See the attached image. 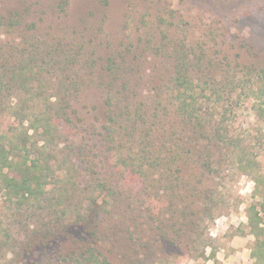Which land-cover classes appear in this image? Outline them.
<instances>
[{
	"label": "trees",
	"instance_id": "trees-1",
	"mask_svg": "<svg viewBox=\"0 0 264 264\" xmlns=\"http://www.w3.org/2000/svg\"><path fill=\"white\" fill-rule=\"evenodd\" d=\"M99 2L105 10L110 4L109 0ZM69 8L70 0H57L52 12L62 22ZM31 10L25 6L0 14V187L19 208L43 201L44 214H62L43 224L44 229L32 228L33 241L21 242V263L30 264L24 257L38 247L44 249L67 238L70 226L84 225L81 234L87 244L80 253L84 263L112 264L106 251L96 249L94 244L101 234L100 219L98 212H87L97 200H91L85 211L76 215L73 209L71 213L68 207L73 203L69 200L77 198L78 184L68 180L62 186L59 170L63 166L55 169L54 158L44 155L45 145L57 144L54 141L61 137L66 139L76 155V161L67 168L72 177L79 167L90 169L86 159L89 142L85 140L94 135L109 149L121 151L122 147L133 152L126 155L121 151L116 157L147 185L146 190H131L134 198L140 200L145 192L149 194L147 188L156 185L154 181L166 182L162 186L165 188L158 186V195L173 197L167 204L171 216L160 222L154 221V215L149 218L160 230L156 233L164 249L176 253H180L181 238L186 237L189 244L197 242L204 234L199 230L201 223H206V229L215 219L219 204L215 191L226 165L250 174L255 192L263 197L262 202H252L247 209L246 226L256 238L250 256L254 264H264V172L251 151L248 135L243 136L235 126L239 116L235 107L244 101L264 124V66L237 63L230 75L227 54L213 60L202 47L194 56V50L186 45L176 46L171 52L170 44L161 42L156 50L170 61H166L171 66L165 70L169 74L162 84L156 82L151 93L143 94L139 81L148 56L136 53L141 49L137 44L127 50L117 48L106 58L98 53L94 56L90 50L97 49L101 40L92 22L93 11L73 24L44 31L39 20L30 18ZM104 15L103 21L106 12ZM102 24H98L100 30ZM88 51L91 56H86ZM90 84L103 96L104 125L91 122L83 126L75 121L82 120L76 102ZM206 180L212 184L206 185ZM50 186L56 196L48 190ZM108 190L111 195L117 192ZM205 197L209 201L200 207L198 202ZM68 216L66 226H61L59 223ZM147 245L153 248L154 242ZM14 247L15 243L0 239L3 254L14 252ZM53 254L55 261L71 264L61 248L53 249ZM137 261L131 258L129 264ZM75 264H82L81 260Z\"/></svg>",
	"mask_w": 264,
	"mask_h": 264
},
{
	"label": "rangeland",
	"instance_id": "rangeland-1",
	"mask_svg": "<svg viewBox=\"0 0 264 264\" xmlns=\"http://www.w3.org/2000/svg\"><path fill=\"white\" fill-rule=\"evenodd\" d=\"M109 2L105 10L99 0H70L69 15L62 22L57 13L52 12L57 0H0V14L14 9L22 10L28 6L32 9L30 18L39 20L41 29L44 28L46 31L50 28L54 31L61 25L73 24L93 11L92 22L100 31L98 36L101 40L97 49L90 50L94 52V56L100 54L106 58L115 53L117 48L127 50L131 44H137L141 48L136 53L148 56L140 74L142 79L139 81L143 94L151 93L156 82L162 84L169 74L165 70L170 68V61L168 58H161L160 53L157 54L156 46L161 42L169 43L171 52H174L176 46L180 48L186 45L194 50L192 53L194 56L203 48L213 60L222 59L227 54L230 60V68H227L230 75L237 63L264 66V0H109ZM105 12L106 20L103 21ZM99 23H103L102 30L98 27ZM90 51L86 56H91ZM239 72L242 73L240 70ZM76 106L82 117L81 121L75 120L77 124L83 126H88L91 122L105 124L103 96L95 85L85 86ZM235 110L239 115L235 126L243 136L248 135L247 141L251 151L257 155L261 170L264 172V124L258 120L254 109L248 108L245 101L237 105ZM170 117L174 118L172 115ZM90 136L85 140L89 142L86 159L89 160L87 167L90 169L81 170L78 166V170L73 172L74 177H69L67 168L73 160L76 161V155L71 152V146L66 139L61 137L54 141L57 144L45 145L44 155L54 158L52 164L55 169L59 165L63 166L59 170L62 186L68 180L69 182L74 180L78 184L77 198L69 200L73 203L68 207L71 208V213L76 209L77 215L85 211L91 200H97L87 212L91 215L98 212L100 219L101 234L95 238L94 244L96 249L102 248V251H106L112 264H129L131 258L140 260L135 264H254L250 254L256 238L249 233V227L246 226L247 209L252 202L260 200L262 202L263 197L255 192V182L250 174H243L236 168H231L229 164L226 165L219 181L218 192L215 191V197L219 199L215 219L208 223L206 229L204 226L206 223H201L199 230L200 232L201 229L202 232L204 230V234L197 242L189 244L188 239L182 236L184 238L180 239V253H176L177 250L164 249L156 233L159 228L153 226L156 223L149 218L150 215H154V221L160 222L171 216L167 204L173 197L158 195V186L163 189L165 187L162 186L166 182L154 181L155 187L147 188L151 194L145 192L144 196H140L142 197L140 200L136 196L134 198L131 190H142V187L146 190L147 185L141 184V178L131 174L132 168L121 164L117 159L116 154L119 156L123 152L127 155V149L120 147L122 152L114 151L99 141V137ZM43 142L44 140L41 144ZM205 184L211 185L212 181L206 180ZM205 184L202 188L206 186ZM108 188L117 189L116 194H109ZM48 190H53V195L56 196L51 186ZM208 201L209 199L205 197L198 205L202 207ZM44 204L41 201L34 206L19 208L7 199L0 187V239L15 243L14 252L10 250L5 254L0 252V264H22L21 242L33 241L32 228L40 230L43 224L62 214L61 211L52 216L50 213L44 214ZM37 205H41L42 209H35ZM68 220L69 216L59 224L66 226L65 222ZM84 228V225L70 226L67 238L44 249L38 247L34 253L25 256V260L30 261V264H63L66 260L58 262L53 257V249L59 247L71 264L77 263L78 260H81L82 264H93L84 263L81 256L87 244L82 240L81 232ZM105 234H108V238L104 239ZM73 236L77 241L73 240ZM153 242V248L147 245ZM110 247L113 249L109 250ZM150 249L154 251L151 252ZM74 251L75 254L71 256Z\"/></svg>",
	"mask_w": 264,
	"mask_h": 264
}]
</instances>
